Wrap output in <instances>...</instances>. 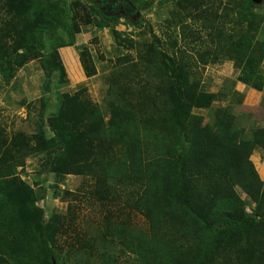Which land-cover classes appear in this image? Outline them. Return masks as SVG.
I'll return each mask as SVG.
<instances>
[{
  "label": "trees",
  "instance_id": "1",
  "mask_svg": "<svg viewBox=\"0 0 264 264\" xmlns=\"http://www.w3.org/2000/svg\"><path fill=\"white\" fill-rule=\"evenodd\" d=\"M130 1L140 8L154 0ZM159 2L177 8L173 53L153 34L131 60L124 51L137 42L110 23L141 24L108 15L100 3L78 24L64 0H0V74L8 82L16 67L39 59L45 75L35 132L0 133V264H62L65 256L57 249L65 216L46 219L39 205L46 187L18 172L35 155L57 179L94 178L91 197L104 206L123 200L149 223L139 232L125 220L106 221L104 231L71 244L75 264H116L119 249L140 264H264V178L252 158L264 150V124L248 131L234 112L244 98L237 81L264 94V0ZM88 24L110 27L120 52L104 97L108 119L87 87L62 91L69 79L59 48ZM90 53L81 47L89 76ZM226 61L238 69L232 93L204 90V68ZM196 109L211 110L210 119Z\"/></svg>",
  "mask_w": 264,
  "mask_h": 264
},
{
  "label": "rangeland",
  "instance_id": "2",
  "mask_svg": "<svg viewBox=\"0 0 264 264\" xmlns=\"http://www.w3.org/2000/svg\"><path fill=\"white\" fill-rule=\"evenodd\" d=\"M64 1H66L67 6L70 5L72 7L73 5V9L77 13L76 21L78 24L82 22V14L89 12L92 5L101 4V0ZM225 1L208 0L206 6L211 3L219 6L221 2L224 3ZM140 9L141 12L138 16L130 18L138 21L141 26L132 25L124 17L110 23L111 26H117L128 37H133L138 44L136 45L137 47L125 49L126 57L131 60L137 58L138 53L144 51V44L152 40L153 34L158 35L162 39L164 49L167 52L173 53L169 44L177 37V31H175L172 24L175 21L176 5L173 2L161 4L159 0H154L153 3L147 6H140ZM110 34V37H100L99 41L95 38L90 41L96 51L95 53L90 51L96 73L91 76L87 75L86 69L82 64L84 78L78 80L72 74L74 79L71 77L68 84L62 88V91L74 92L81 87H87L93 101L97 102L103 109L106 119L109 118V114L106 111L104 97L109 87L108 76L119 67L118 57L120 53L114 46L116 43L114 35ZM112 41L111 52L107 53L109 51L107 48L108 44H111ZM13 53L14 51L11 54ZM60 55L61 58L65 56L64 53L63 55L60 53ZM31 61H35V63L32 64L33 62ZM236 68L232 61L207 65L204 68L202 77L203 89L206 91L225 89L231 94L233 89L231 81L236 79L238 73ZM44 80L45 75L39 59L29 60L23 66L16 67L13 70V77L8 82L0 74V133L11 136L19 131L28 134L35 132L36 121L40 118ZM235 90H237L236 93L244 94L241 104H237L236 100L234 101V112L238 117V123L245 126L248 131L263 125L264 94L257 91L254 92L253 89L239 81L235 84ZM256 92L258 93L257 95L255 94ZM231 99L229 97L226 101H220L214 105L224 106ZM195 112L204 115L205 121L210 119L211 110L209 109H196ZM50 118L47 116V124L50 123ZM252 158L258 171L264 177V150L257 149ZM44 160L46 161L44 155L29 156L26 159L25 166H20L18 172L23 179L37 188L46 187L47 193L39 202V205L44 208L46 219H49L54 213H60L65 216V233L60 235L57 249H62L65 256L68 253L69 258L65 260L64 256L62 264H75V257L71 252V244L79 245L78 242L84 239H91L97 235V232L104 231L108 220L112 222L125 220L134 230L139 232L149 231V223L145 217L128 207L123 200L118 201L115 205L104 206L101 202L91 197L89 191L93 188L94 178L87 175L67 174L62 179H57L54 174L41 170ZM239 191L246 198V194L241 189ZM247 208L250 211L251 205L249 204ZM96 250L94 254L98 255L99 252ZM115 254L117 257L116 264H140L134 258L135 254L133 253L123 252L119 249Z\"/></svg>",
  "mask_w": 264,
  "mask_h": 264
},
{
  "label": "crops",
  "instance_id": "3",
  "mask_svg": "<svg viewBox=\"0 0 264 264\" xmlns=\"http://www.w3.org/2000/svg\"><path fill=\"white\" fill-rule=\"evenodd\" d=\"M109 30H110V27H106L104 29H97V27L94 24H88V25L82 26L81 32H79L76 35V42L74 44L66 45V46L59 48L60 53H62V55L64 53L66 56V57L63 56L62 59H63L64 65H65L69 80H71L72 74H74L78 80H82L84 78L83 77V71H82L83 66H82L81 57H80L81 47L86 45V46H88L90 51L95 53L96 52L94 50L95 48L92 46L90 41L93 40L94 38L99 41L100 37L101 38L102 37H110L111 31H109ZM109 41H110V39H109ZM112 44H113V41L111 42V44H108L107 48L109 49V51H107V53L111 52V47H113ZM31 62H33L32 64L35 63V61H31ZM72 78L74 79V77H72ZM249 91H251V90L249 89ZM253 91L255 92V90H253ZM255 94L257 95L258 93L256 92ZM262 178H264V177H262Z\"/></svg>",
  "mask_w": 264,
  "mask_h": 264
},
{
  "label": "water",
  "instance_id": "4",
  "mask_svg": "<svg viewBox=\"0 0 264 264\" xmlns=\"http://www.w3.org/2000/svg\"><path fill=\"white\" fill-rule=\"evenodd\" d=\"M255 2H260L262 0H254ZM141 9L133 4L130 0H120L116 3L114 11H108L107 14H122L131 17L132 15L140 14ZM52 117L49 119L50 124H52ZM53 264H57L56 259L53 258Z\"/></svg>",
  "mask_w": 264,
  "mask_h": 264
},
{
  "label": "flooded vegetation",
  "instance_id": "5",
  "mask_svg": "<svg viewBox=\"0 0 264 264\" xmlns=\"http://www.w3.org/2000/svg\"><path fill=\"white\" fill-rule=\"evenodd\" d=\"M120 0H101V5L103 8H105V10L108 11H114V7L116 5L117 2H119ZM139 14L136 15H132L131 17H136Z\"/></svg>",
  "mask_w": 264,
  "mask_h": 264
},
{
  "label": "clouds",
  "instance_id": "6",
  "mask_svg": "<svg viewBox=\"0 0 264 264\" xmlns=\"http://www.w3.org/2000/svg\"><path fill=\"white\" fill-rule=\"evenodd\" d=\"M134 4V3H133ZM135 5V4H134Z\"/></svg>",
  "mask_w": 264,
  "mask_h": 264
}]
</instances>
